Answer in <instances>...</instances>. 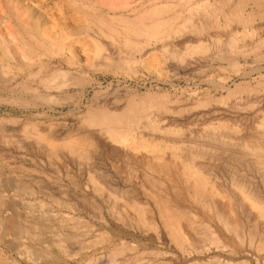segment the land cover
<instances>
[{
    "label": "rangeland",
    "instance_id": "1",
    "mask_svg": "<svg viewBox=\"0 0 264 264\" xmlns=\"http://www.w3.org/2000/svg\"><path fill=\"white\" fill-rule=\"evenodd\" d=\"M0 264H264V0H0Z\"/></svg>",
    "mask_w": 264,
    "mask_h": 264
},
{
    "label": "bare ground",
    "instance_id": "2",
    "mask_svg": "<svg viewBox=\"0 0 264 264\" xmlns=\"http://www.w3.org/2000/svg\"><path fill=\"white\" fill-rule=\"evenodd\" d=\"M49 42H50V41H49ZM114 139H115V141L118 142V143L122 140L119 136H116ZM66 145H68L69 148H72V149L75 148V147H73L72 143H68V144H66ZM52 148L54 149V146H52ZM168 227H170V226H168ZM176 238H177V239H180V234H179V233H177Z\"/></svg>",
    "mask_w": 264,
    "mask_h": 264
}]
</instances>
